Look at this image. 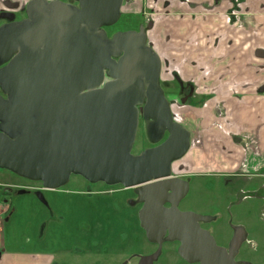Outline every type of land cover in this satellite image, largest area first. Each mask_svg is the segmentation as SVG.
Returning a JSON list of instances; mask_svg holds the SVG:
<instances>
[{
	"label": "water",
	"instance_id": "water-1",
	"mask_svg": "<svg viewBox=\"0 0 264 264\" xmlns=\"http://www.w3.org/2000/svg\"><path fill=\"white\" fill-rule=\"evenodd\" d=\"M76 1L32 0L26 19L0 26V169L47 190L72 175L136 189L140 226L158 244L138 264H153L164 240L179 241L188 263L247 264L234 260L242 227L226 249L199 227L212 217L176 207L188 184L172 176V164L186 154L189 131L172 120L143 28L108 38L122 0ZM139 116L152 144L166 138L133 155Z\"/></svg>",
	"mask_w": 264,
	"mask_h": 264
},
{
	"label": "rangeland",
	"instance_id": "rangeland-1",
	"mask_svg": "<svg viewBox=\"0 0 264 264\" xmlns=\"http://www.w3.org/2000/svg\"><path fill=\"white\" fill-rule=\"evenodd\" d=\"M127 12L124 9L125 14L121 13L117 23L104 29L107 37L137 29L127 19ZM163 76L161 85L165 94L175 99V82ZM200 109L183 107L181 114L185 125L192 121L193 127H189L202 142L203 121L211 122L215 118L211 108L209 115L208 109ZM219 127L214 128L216 133L228 131L224 125ZM149 146L146 130L140 124L131 153L137 155ZM188 155L173 164L175 175L187 174L178 171V165H188ZM188 173L192 174V170ZM185 178L190 187L183 205L213 217L204 227L216 243L227 248L233 236L232 227L242 226L246 235L236 259L264 264V171L242 175L216 172ZM70 180L57 191H42L47 207L35 195L6 192L4 183L19 184L22 180L0 170V182L4 184L0 186V205L11 203L9 214L3 213L0 220V251L12 250L14 254H23L24 249L34 251L35 255H44L48 264H117L125 259H129L128 264H137L139 256L155 251L156 247L146 241L139 227L137 207L127 204L134 198L132 190L97 183L88 196L82 177L72 175ZM29 185L39 186V183ZM177 247L175 242L163 244L155 264H187L177 255Z\"/></svg>",
	"mask_w": 264,
	"mask_h": 264
},
{
	"label": "flooded vegetation",
	"instance_id": "flooded-vegetation-1",
	"mask_svg": "<svg viewBox=\"0 0 264 264\" xmlns=\"http://www.w3.org/2000/svg\"><path fill=\"white\" fill-rule=\"evenodd\" d=\"M30 1L32 0H0V26L3 24L20 22L26 19V7ZM43 1L47 3L58 1V2L65 3L71 6L78 5V2L76 0H43ZM159 1L160 0H138L137 2V0H122L120 17L124 9L128 11L127 14L129 15L127 19L129 21H132L133 25H137V29L132 28V30H128V31L138 32L140 28L142 27L146 35V44L152 49V51L159 58V61H160L159 86L161 87L164 97L167 100L172 120L184 126L183 124L184 120L182 117L183 114H181L183 107H187V106L199 107L202 110H205V109L210 110L209 108H211L213 110V115L215 118L213 120L214 123L212 124V127L220 128L219 126H221V123L229 122L227 120L229 118V115L227 114V111L224 108V104L218 101V96L220 93H224L227 97H230L233 99L240 98L241 84H240L239 79L234 78L233 75L225 76L223 75L222 71H219V73L216 72L217 68L216 67L214 68L212 64L208 63L205 60H200V59L191 60L185 54L177 52V51L176 52L174 51V53L170 52L169 54L167 50H163L160 48L157 40L155 39V37L152 36V32L155 29L157 23L164 21L170 16L178 17L180 19L186 18L191 24L195 26V30H194L195 33L192 34L194 36L188 42L190 43L192 47L197 48L200 45L199 43L200 40H198L197 38L200 27L202 28L204 27L205 30L208 27H209V30L211 27H213V31H216V32L212 35V39H210L211 40L209 42L210 46L214 48V50H216L218 48V45L222 43L223 45H225V47L231 48L234 43L233 36L235 35V33L241 30H247L249 28L248 27L249 23L252 24V26L256 28L257 26H259V24L257 23L256 17L260 12L256 13V11L252 10V4L256 0H161V2ZM137 3L140 4L138 8L139 10L134 11L135 10L134 6ZM258 6L261 10L260 15L264 16V0H260V3ZM176 9H180V10L178 11ZM3 14L11 15L13 16V19L10 20L8 18H3L2 17ZM214 26L222 27V30L218 32V29L217 28L214 29ZM256 28L253 30V33L255 34L257 32ZM114 34L116 33H113V35ZM113 35H111L108 38H111ZM162 39L166 43H168L171 40L170 36L167 34L164 35ZM233 54L231 55L232 58H233ZM226 55L227 54L223 50L222 52L216 55L217 57L215 60L217 61L216 63L217 67L222 61H224ZM255 55L264 58V50L262 48L257 49L255 51ZM231 65H232V62L231 63L227 62L224 67L228 69L229 67H231ZM1 67L2 66H0V68ZM260 69H264V66H262ZM189 72L193 75L187 76L186 74H189ZM163 74L168 76L166 77L167 79L169 78V80L175 82L176 93H177L175 94L176 95L175 99L169 98V96L165 94L164 88L161 85L162 82L164 81ZM108 80H109L108 78H105V81H108ZM259 91L261 93L260 95L264 96V87H261ZM210 104H213L212 107L209 106ZM140 124H142L145 128V122L139 116L138 128ZM184 127L189 131V148L187 152L192 148H197V149L202 148L204 146V140H202L201 142L198 139V137L194 135L195 133L193 134V132L190 131L186 125ZM220 131L224 135H226L228 138H232V139L235 138L233 134L231 133V131L229 130L228 131L220 130ZM165 138H166V135H164L163 138L158 143L152 144L147 137L150 143L149 147H153V146L160 144L162 141L165 140ZM185 166L187 167L185 168ZM0 170L6 171L3 169H0ZM191 170L192 168H191V165L189 164L188 165H184V164L178 165V171L180 172L186 171L187 174L175 175L174 177H177L187 182L188 191L186 195L179 200L176 207L181 212H193L195 214L202 215L199 212L191 211L192 209L191 206L183 205V202L188 195L189 187H190L189 180L185 178V176H200V175L189 174L188 172ZM6 172H9V171H6ZM9 173L14 178L20 179L22 181L19 184L4 183L6 184L5 188H7L5 189L6 192H9V193L19 192L22 194L28 193V194L35 195L36 198H38V200L41 201L47 207H48V203L45 200L42 191H57L60 189L59 188L57 190H47L43 187L41 182L28 181L23 178L17 177L11 172ZM70 179H69V182L65 186H67L71 182ZM30 183H39V186L29 185ZM84 183H85V188H87L85 189L84 192H86L88 196H90V192L92 191L94 185L97 183L92 184L86 181L85 179H84ZM4 184L0 182V186ZM125 190L133 191L134 198L129 199L127 201V204L129 207L131 206V208L137 207L136 214H137V220L139 223V227L143 230L146 241L149 244L156 247L154 252L149 253L147 255H142V256L151 255L157 251L158 244L149 242L146 238L144 229L140 226L139 212L142 210L144 203L138 202V195H137L136 189L132 188V189H125ZM6 192H3L2 194L6 195L7 194ZM164 207L170 208L171 205L168 203H165ZM10 210H11V203H6L4 206L0 205V220H1L2 214L3 213L9 214ZM202 216H205V214H203ZM212 220H213V217L211 221ZM209 222H199L200 229L207 230L204 227V224L209 223ZM234 227H238V226L232 227L233 234H234V230H233ZM174 242L178 244V247H177V250H178L180 246L179 241H165L164 240L161 245V252H162L163 244L174 243ZM226 249H228V247ZM161 252L157 260L159 259ZM5 253L6 251L5 252L2 250L0 251V259L2 255ZM12 253H13L12 250H9L7 251L6 254H12ZM23 254H29V255L36 256L35 255L36 253L34 251L30 252L25 249H24ZM142 256H139L137 258L138 259L137 264L139 262L140 257ZM182 260L186 262L187 264H198V263H188L184 259ZM234 260L236 262H246L242 260H237L236 257ZM156 261H154L153 264H155ZM128 262H129V259H125L117 264H128ZM46 264L48 263L46 262ZM247 264L249 263L247 262Z\"/></svg>",
	"mask_w": 264,
	"mask_h": 264
},
{
	"label": "crops",
	"instance_id": "crops-1",
	"mask_svg": "<svg viewBox=\"0 0 264 264\" xmlns=\"http://www.w3.org/2000/svg\"><path fill=\"white\" fill-rule=\"evenodd\" d=\"M259 3L260 0H256L252 4V10L256 13L260 12L256 17L259 26L256 28L249 23L247 30L235 33L231 48L225 47L222 43L216 50L210 46V39L216 32L213 31V27L210 30L209 27L206 30L204 27H200L197 37L200 40V45L197 48L192 47L188 42L194 36L192 34L195 33V26L186 18L170 16L157 23L152 32V36L155 37L160 48L167 50L169 54L177 51L185 54L191 60H205L217 68L216 72L222 71L225 76L233 75L234 78L239 79L241 84L240 98L233 99L224 93H220L218 96V101L224 104L229 115L227 119L229 122L221 125L230 129L229 131L235 138H228L222 132L221 134L216 133L212 127L213 120L211 122L204 120L201 129L204 146L198 149L192 148L187 153L190 155H188V162L194 175L208 176L216 172L221 175H242L264 171V96H261L259 91L261 87H264V69H260L264 66V58L255 55L257 49L264 50V16L260 15ZM139 5L137 3L134 6V11L139 10ZM215 28L218 29V32L222 30V27L219 26H214ZM255 28L256 34L253 33ZM166 34L171 38L168 43L162 39ZM222 50L227 55L217 67L216 55ZM227 62H232L228 69L224 67ZM186 75L193 74L189 72ZM212 105L209 106L212 107ZM210 110L207 111L208 115ZM207 123H210L208 127ZM189 125L193 127L192 121ZM189 125L186 126L192 131ZM172 175L175 176L173 165ZM44 258L43 255L5 253L0 259V264H44V262L46 264Z\"/></svg>",
	"mask_w": 264,
	"mask_h": 264
}]
</instances>
